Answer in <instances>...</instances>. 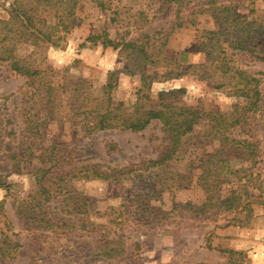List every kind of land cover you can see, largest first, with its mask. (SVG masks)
Segmentation results:
<instances>
[{"label": "rangeland", "instance_id": "1", "mask_svg": "<svg viewBox=\"0 0 264 264\" xmlns=\"http://www.w3.org/2000/svg\"><path fill=\"white\" fill-rule=\"evenodd\" d=\"M13 1L0 0V18L8 17L7 8ZM118 2L125 6L121 20L112 22L111 10L102 11L91 0H80L76 8L80 21L59 45L17 46L16 55L41 70V76L55 88L52 97L44 92L27 103L33 86L26 76L12 71L9 62L0 61V109L8 131L0 145V202L6 210L5 216L0 211V243H15L11 255L0 259V264H221L224 249L243 251L246 264H264L262 209L256 208L247 226H225L228 214L217 209L197 210L204 195L192 183L183 181L172 192L152 194L139 202L129 181L84 177L83 167L96 165L101 169L132 168L131 176L143 174L141 179L152 181L155 169L144 173L143 168L163 153L169 137L158 120L140 131L108 128L89 132L83 126L82 109L71 106L73 99L79 100L82 108L83 102L95 103L112 83L113 101L125 105H133L144 93L156 100L161 91L184 89L178 97L185 105L231 110L242 98L233 94L229 85L216 87L218 75L212 77L207 68H195L207 61L203 47L227 44L229 22L219 26V8L226 6L229 12L239 14L259 8L264 13V0L255 4L250 0H189L179 13L183 26L175 25L176 5L168 0H114ZM226 14L224 11L220 16ZM104 24L116 39H137L142 33L160 39L170 31L164 50L174 62L140 67L118 49L81 45L90 32ZM219 29L224 34L210 33ZM228 51L229 63L261 79L264 95V35L251 39L247 49ZM174 63L184 71L168 76ZM142 73L151 77L148 88L143 85ZM50 98L53 102L48 103ZM36 112L39 120L34 117ZM258 117L255 114L250 120L248 136L258 146L254 169L264 179V126ZM36 121L39 130L31 134L29 123ZM31 141L42 149L33 146L36 156L17 169L18 159L11 160L10 156L23 151ZM51 146L56 158L44 165L38 155L52 153ZM58 158L57 166L50 167ZM32 164L48 170L42 184L52 189L54 198L49 202L51 209L45 212L63 218L53 228L45 227L41 217L36 222L27 219L16 199L38 188L32 172H28ZM170 164L174 171L183 172L186 160ZM58 185H67L69 192L55 191ZM63 198L66 200L61 202Z\"/></svg>", "mask_w": 264, "mask_h": 264}, {"label": "trees", "instance_id": "2", "mask_svg": "<svg viewBox=\"0 0 264 264\" xmlns=\"http://www.w3.org/2000/svg\"><path fill=\"white\" fill-rule=\"evenodd\" d=\"M91 1L102 11L111 10L113 16L110 21L112 22L121 20L122 14L126 13L121 10L125 6H121L120 2ZM168 1L176 5L175 25L183 26L184 23L179 13L182 6L186 5L189 0ZM250 1L255 4L258 0ZM79 2L80 0H14L7 8L8 17L0 18V61L9 62L11 70L16 74L26 76L28 83L33 86L27 103L31 104L36 94L44 92L52 97V91L55 88L41 76V70L35 68L26 58L16 55L17 46L20 43L31 44L35 48L44 45H59L64 35L80 21L76 15ZM224 11L227 14L221 17ZM139 13L143 15L142 11ZM219 14L216 15L220 19L219 26L229 22L227 44L203 47L207 61L197 65L195 70L207 68L210 76H219L216 87L222 88L229 85L233 94L242 98V101L234 104L231 110L221 111L217 108L205 110L199 105H185L179 101L178 97L184 89L161 91L156 100H151L144 93L133 105H125L122 101H113L110 93L113 88L112 83L107 85L108 91L102 98L94 100L95 103L86 105L83 102L84 108H82L80 101L73 99L71 106L77 110L82 109L83 126L89 132L108 128L140 131L151 121L158 120L169 137V145L163 153L157 159L149 161L143 168L144 173L148 169H155L157 173L151 179L153 183L150 180L141 179L139 176L142 177L143 174H138V177L131 176L132 168L101 169L99 166L90 165L83 167L86 172L84 177L122 183L129 181V184L134 185L135 198L139 202L147 201L152 194L172 192L173 188L181 186L183 181L187 184L192 183L200 188L204 195L202 203L197 208L198 211L207 212L217 209L220 213L228 214L225 226H247L256 208L264 210V179L261 178V172L254 169L258 161V146L248 136L250 120L255 117V114L259 115L257 119L264 126V95L260 90L261 79L229 63L227 55L229 48L247 49L251 39L256 40L264 35V13L259 8H252L249 14H239L235 11L231 13L229 8L224 6L219 8ZM241 18H244L243 21L239 20ZM169 33L170 31L160 39L148 33H142L137 39H116L110 36L107 24H104L101 29L90 32L81 45L100 44L103 48L118 49L140 67L158 65L162 61L168 66L167 62H174L173 57L168 56L164 50ZM210 33L224 34L222 29L217 32L213 30ZM152 38H154L153 41H151ZM219 38L215 40L216 43L220 41ZM214 48L216 49L213 50ZM171 66L168 76L174 73L180 75L184 71L177 63ZM141 76L144 87H150L147 80L151 77L145 73ZM44 98L45 96L40 98L41 102ZM47 102H53V99L50 98ZM38 114V112L34 113L36 120H39ZM3 123L4 117L0 109V145L2 144L1 137L8 133ZM39 126L37 121L29 123L31 134L33 130H39ZM198 127L201 129L198 130ZM33 146L36 150L42 149L40 144L37 145L36 142L31 141L23 148V151L10 156L11 160L18 159L17 169L21 168L23 162H30L31 158L36 156ZM49 150L52 153L38 155L44 165L56 158L54 147L51 146ZM181 159L186 160L183 172L170 168V162ZM58 160L59 158L54 163L52 162L50 167H56ZM28 172H32L38 188L22 198H16L21 202L19 206L23 208L25 217L31 222H36L41 217L45 227L53 228L60 224L63 218H58L57 213H50L47 216L45 212L46 209H51L52 205L49 202L54 198V195L50 193L52 189L42 184V179L48 170L45 166L38 167L32 164ZM1 183L2 174H0ZM64 189L65 192H69L67 185H58L55 191L62 192ZM65 200L66 198H63L60 201ZM53 207L56 208V206ZM0 211L5 216L6 210L2 202H0ZM13 244L15 243L11 240L8 243L3 242L2 245L0 243V259L11 255ZM223 253L225 260L221 264H246L247 260L244 258L243 251L224 249Z\"/></svg>", "mask_w": 264, "mask_h": 264}]
</instances>
